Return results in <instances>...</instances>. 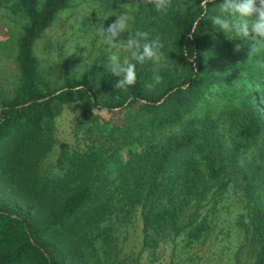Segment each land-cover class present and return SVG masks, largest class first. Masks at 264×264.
<instances>
[{
    "label": "trees",
    "instance_id": "1",
    "mask_svg": "<svg viewBox=\"0 0 264 264\" xmlns=\"http://www.w3.org/2000/svg\"><path fill=\"white\" fill-rule=\"evenodd\" d=\"M1 1L19 26L16 83L11 94L0 91V264H120L105 242L115 211H135L143 236L176 232L191 199L200 205L229 185L248 199L264 190V51L250 55V41L210 19L194 30L201 0H172L166 14L136 1L129 31L159 36L165 60L161 83L145 86L154 75L147 61L127 91L114 88L118 78L98 59L56 85L40 74L32 43L73 0ZM219 3L209 0V16ZM68 104L77 111L73 145L55 135ZM53 149L49 176L40 165ZM256 200L244 221L256 245L249 264H264ZM207 226L202 217L187 233L196 238Z\"/></svg>",
    "mask_w": 264,
    "mask_h": 264
},
{
    "label": "rangeland",
    "instance_id": "2",
    "mask_svg": "<svg viewBox=\"0 0 264 264\" xmlns=\"http://www.w3.org/2000/svg\"><path fill=\"white\" fill-rule=\"evenodd\" d=\"M136 1L73 0L58 10L32 43L40 74L48 85L77 76L96 59L108 63L109 46L103 42L99 30L107 28L117 18L113 13L126 12L124 6L130 10L131 18ZM18 26L19 19L0 0V91L5 94H11L16 83L13 51ZM130 35L129 30L123 32L116 38L117 42ZM70 105H66L56 117L55 135L73 145L71 124L77 111L71 112ZM56 152L53 149L51 155L49 153L42 160L41 173L49 176L56 173L52 168ZM257 190L253 199L264 205V190ZM246 197L239 187L229 185L221 195L201 199L200 205L191 199L182 205L175 223L176 232L170 227H162L158 231L148 230L144 236L135 211L127 212L123 218L115 211L111 231L105 239L110 259L120 264H249L256 245L245 230L244 221L247 220V210L255 201ZM202 217L206 218L208 226L198 237L189 236L188 226ZM189 219L192 223L188 225ZM97 252L102 259L101 247Z\"/></svg>",
    "mask_w": 264,
    "mask_h": 264
},
{
    "label": "clouds",
    "instance_id": "3",
    "mask_svg": "<svg viewBox=\"0 0 264 264\" xmlns=\"http://www.w3.org/2000/svg\"><path fill=\"white\" fill-rule=\"evenodd\" d=\"M157 12L167 13L172 7V0H147ZM209 0H201V15L194 20L193 29L196 30L203 19H210L212 25L223 31L226 35H233L229 38L239 37L250 41V55L264 51V0H220L216 8V14L208 15ZM122 7V6H121ZM123 13H113L117 18L108 25L101 27L99 35L103 42L109 46L107 70L118 79L114 84L115 89L127 91L135 85L137 81L136 66L147 61L152 62L153 78L152 82L145 86L151 90L162 82L159 69L165 60L162 51L163 44L159 36L149 38L148 32L137 31L135 35H130L126 40L117 42V37L129 28L130 10ZM115 49L116 51H112ZM240 45L235 46L239 51ZM121 52L125 53L121 55Z\"/></svg>",
    "mask_w": 264,
    "mask_h": 264
}]
</instances>
